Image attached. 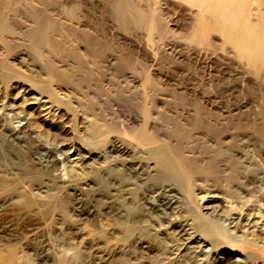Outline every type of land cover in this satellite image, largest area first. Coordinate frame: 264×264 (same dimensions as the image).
I'll return each instance as SVG.
<instances>
[{
    "label": "rangeland",
    "instance_id": "rangeland-1",
    "mask_svg": "<svg viewBox=\"0 0 264 264\" xmlns=\"http://www.w3.org/2000/svg\"><path fill=\"white\" fill-rule=\"evenodd\" d=\"M92 1L97 33L113 49L102 62L69 29L87 28L72 15L79 9L68 6L73 0L33 2L58 19L55 37L74 41L80 58L66 46L37 50L21 33L9 53L0 42V250L16 248L27 264H264V71H250L229 51L187 43L176 10L163 9L153 43L143 26L114 20L112 0ZM155 48L165 57L155 59ZM117 50L131 53L133 63L117 67ZM14 66L33 80L8 78ZM51 66L74 87L55 84L46 73ZM145 91L154 94L157 144L173 177L155 179L154 162L135 154L117 167L121 175L107 172L112 132L94 144L78 128L92 105L102 121L116 123L114 134L136 141L137 126L125 123L138 118ZM171 148L186 158L190 177ZM76 149L87 161L70 171L64 158ZM93 152L98 158L88 159Z\"/></svg>",
    "mask_w": 264,
    "mask_h": 264
},
{
    "label": "bare ground",
    "instance_id": "bare-ground-1",
    "mask_svg": "<svg viewBox=\"0 0 264 264\" xmlns=\"http://www.w3.org/2000/svg\"><path fill=\"white\" fill-rule=\"evenodd\" d=\"M39 1L40 3L44 5L46 4L47 5L48 4L57 5L58 4V0H39ZM73 1L74 3L68 6H71L72 8L75 6V9L77 6H79V9L77 12L72 11L73 17L79 15L80 19L82 21L83 20L85 21L86 23L85 26L87 25V28L84 29L78 25L77 26L70 25L69 29L76 31L75 40L84 47V51L88 55H90L94 61L102 62L101 58L106 57L105 56L107 53L106 50L110 48L112 49V47L109 46L110 47L109 48L106 45L104 36H103V39L99 37V34L97 33V31L101 27V25L96 21L97 18L94 19V16L92 15V13H90L87 9V6L91 4L93 1L92 0H73ZM112 3H113L112 12L115 18L114 20L120 23V25L123 23L126 25L135 23L139 26H143L144 29L147 31L149 37L150 36L152 37L153 33L156 34L159 32V30H161V27H162L161 19H162L163 9H165L166 12H173V13H174L173 10H176V12L184 16L183 24L181 23L178 24V22H176L175 25L177 28L181 27V29H184V31L187 32L184 35V39L187 43L198 45V46L211 45L214 48L218 47L221 50H226V51L231 52L234 58L242 62L246 67L250 69V71L254 73H259L260 71H264V0H112ZM88 8H90V6ZM68 11L69 10L67 8V12ZM18 14H22L23 16H25L26 19H29L34 23H32L31 25L28 22L24 23V21H20L17 18ZM69 14L71 16V13ZM104 20L107 21L106 18ZM58 22H59L58 19L55 18L52 14H50L44 6L37 10L33 0H0V42L3 45L2 47L5 48L7 53L15 49L16 33L17 34L21 33L24 37H26V39H28V42H29L28 45L31 47H35V49L37 50H39L40 47L45 46L47 51H52L56 53V51L60 50V47L66 46V47H69L67 49L70 53L78 55V58H80V55H81L80 51H78L76 48L73 47L74 41L70 43L67 42L68 45H64L59 40H57V38L55 37L58 34L57 30H58L59 25H56L58 24ZM151 41L155 43L157 39L154 40L151 38ZM129 43L131 44L130 46H132L133 43L132 42H129ZM139 49H140L139 51H141L142 62L144 65V59H145L144 50H142L141 46H139ZM117 51L120 52V53H116L114 57L117 63V67H120V68L124 66L127 67L133 63V57L131 53L129 54L121 50H117ZM151 51L153 52L155 59H157L158 56H160V58L161 56L162 58L165 57V56L163 57L164 51H161V49L159 48H155L154 51L153 50ZM45 53L47 52L45 51ZM50 56H53L52 53ZM109 57L110 56H108V58ZM40 60L42 59L40 58ZM17 62H14V63L17 64ZM2 65L4 66V68L7 67L6 63H2ZM7 69L10 70L8 71V74H7L8 78H18V79L27 80L30 82L33 80L32 77L26 76V74H22L21 71H19V68L16 66L12 67L11 69L8 67ZM46 73L49 75V77L53 78V80L55 81V84L57 85L63 84L64 86L70 89L74 87L71 84L73 83L71 82L72 79L68 76L66 77L65 75H63L61 69H59L58 67L56 66L55 67L51 66L49 68L47 67ZM152 78H150L148 81L152 82ZM42 86H38V87L41 88ZM149 92L150 91L148 92L145 91L146 93L145 97H148V101L147 103L141 102L142 109H141V112L139 113L138 118H135L133 121L130 122V124L125 123L127 124V126L131 125L132 129L135 128V130L137 126V130H139V133H138V136L136 137V141H130V140H127L119 136L118 134H114V130L116 129L115 128L116 123L109 125L105 123L104 121H102L101 117L95 113V110L92 105L89 106V111L83 117H81V120L80 121L78 120L79 121L77 123L79 125L78 128H80L81 130L89 131L88 137L92 139L90 142L94 144H97L100 142L101 135L107 132H112L114 136L113 138L114 141H112L113 143L110 147L108 146L110 148L108 152L111 154L110 159H109V162H111V167L106 168L107 172L109 173L113 172L114 174H120V172H118L119 168L117 167L119 165L125 166L128 161L127 158L130 155L135 154L133 155L134 157H142L143 159L146 158L154 162V165L156 166V173L154 175L155 179L162 178V177H173L177 174L170 158L166 156L165 149L162 146H159L157 144V142L162 140V138L160 137L161 132L159 133V131L155 128V121L157 120H156V117L153 116L156 110L154 99H153L154 94L152 95ZM72 93L73 95L76 94L75 91H73ZM1 116L3 117V114ZM19 121L20 119L18 120V122ZM10 128L11 130L12 129L17 130V129H21V126H18V127L12 126ZM78 150L80 151V149ZM78 150L76 149L74 152L66 155V157L64 158L65 160L63 163L67 165L70 171H73L74 165H77V164L83 165V163L87 161L85 160L86 154L84 152L79 153L77 152ZM85 152L88 153L90 151L88 149L87 150L85 149ZM171 152H172L171 154L176 156V159L178 160L179 164L184 166V168L188 170L189 174L187 173V171L185 173L187 176L190 177L191 172L189 170V165L187 163L186 158L183 155H181L178 152V150H176L175 148H171ZM89 154L91 156L89 158L87 157L88 159L95 160L98 158V154L96 152L89 153ZM162 192H165V191H162ZM18 197H20L21 200L28 199V196H18ZM211 211L213 212V210ZM248 219L249 218H247V220ZM18 252L19 250H17L16 248H9L5 253L0 250V264H27L26 259L20 256ZM58 264H66L64 258H61Z\"/></svg>",
    "mask_w": 264,
    "mask_h": 264
}]
</instances>
